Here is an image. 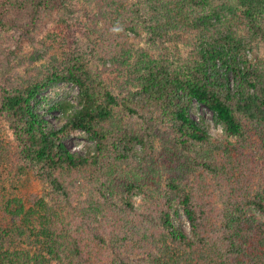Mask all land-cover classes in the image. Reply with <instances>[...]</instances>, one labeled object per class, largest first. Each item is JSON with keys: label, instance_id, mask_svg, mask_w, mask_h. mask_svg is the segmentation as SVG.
Masks as SVG:
<instances>
[{"label": "trees", "instance_id": "16d2710c", "mask_svg": "<svg viewBox=\"0 0 264 264\" xmlns=\"http://www.w3.org/2000/svg\"><path fill=\"white\" fill-rule=\"evenodd\" d=\"M92 1L110 35L107 49L94 52L111 64L109 77L91 70L81 50L58 55L45 43L31 57L48 59L43 70L0 85V116L19 158L58 198L50 205L32 195L31 206L8 199L12 236L22 246L7 243L0 227V264H128L131 253L140 264H264V61L247 54L253 40L264 42V0H138L136 8L129 0ZM57 2L0 0V33L28 38ZM141 27L152 43L197 32V56L182 65L136 49L127 33L139 35ZM61 82L79 87V107L43 104L42 93ZM193 101L236 141L215 142L205 120L190 114ZM55 111L69 116L61 127L47 118ZM120 113L146 126L123 125ZM162 117L170 123L164 133ZM69 128L95 140L94 152H72ZM159 134L166 138L157 157ZM64 172L101 179L91 198L69 201ZM183 212L191 235L179 225Z\"/></svg>", "mask_w": 264, "mask_h": 264}, {"label": "rangeland", "instance_id": "374dc122", "mask_svg": "<svg viewBox=\"0 0 264 264\" xmlns=\"http://www.w3.org/2000/svg\"><path fill=\"white\" fill-rule=\"evenodd\" d=\"M129 1L133 4V8H136L135 4L139 5L138 0ZM227 18L231 19L230 14ZM237 21L238 18L236 17L233 22L240 25L241 22ZM106 27L104 20L100 19V12L96 3L92 0H58L53 8L46 10L40 15L35 30L28 38L25 37V39L18 42L12 32L0 33V69L4 71V73L0 72V85L2 83L9 86H13V83L16 85L25 74L43 70V65L45 63L48 64V59L32 61L31 57L34 51L45 43L53 48V50L49 51L50 53L58 55L66 50H81L87 55L86 60L91 70L104 77H109L108 70H110L111 64H103L102 59L99 57L102 55L99 54L98 56V54L94 53L99 49L100 53H103L108 47L105 39L109 38L110 35L107 33ZM239 32L242 35H246L243 30H239ZM127 34L136 49L147 47L152 50L151 52L154 56H163L171 61H180L182 65L192 63L197 56V50L200 48L199 34L191 30H181L179 34L173 35L174 39L165 40L163 43H152L143 27L140 28L139 35L131 31ZM247 54L255 63L263 62L264 42L253 40L247 49ZM102 81L107 84L104 80ZM229 81L231 87H234L235 80L232 75H230ZM107 82L110 83V80H107ZM79 92V87L76 84L61 82L45 90L41 96L45 98L43 104L52 99L69 101L79 107ZM114 92L119 95L120 89L114 88ZM190 114L197 120H205L209 134L215 142L236 141L235 136L226 135L222 123L216 122L213 112L204 104L193 101ZM155 115L158 116V114ZM119 116L123 118V125L127 127L132 125L144 127L146 126L145 123H147L145 121L141 125L138 117H127L124 113H120ZM47 118L54 126L61 127L68 121L69 116L67 114L64 115L61 111H55L52 115L48 114ZM157 124L161 128V133H164V128L170 126L168 119L164 117ZM163 137V134H159L155 141L157 153L154 154H157V157H159L161 143L166 138ZM64 139L72 152L85 154L89 149L93 152L95 150V140L83 130L69 128L64 133ZM17 145L18 143L7 120L0 116V227L7 230V233L3 236L7 243H12V245L15 243L18 246H22L21 239L17 236H12V224L5 208L8 204V199L19 197L24 200L27 206H31L32 195H37L50 205H54L58 198L49 183L40 178L35 169L24 166L19 158ZM253 148L255 150L254 146ZM135 152L141 153L142 146L136 145ZM164 172H166V169H164ZM70 174L66 173L65 176V184L69 190V201L91 198V190H94L101 178L89 174L82 176ZM141 201L142 196L137 195L135 197L136 207L140 205ZM63 215L68 214L64 213ZM99 219L101 220L102 218L99 216ZM101 225L100 230L103 229L104 223L101 222ZM179 225L186 233L191 235V226L184 212L179 220ZM126 256L123 255V259ZM128 257L125 258L128 264H140L138 255L131 253Z\"/></svg>", "mask_w": 264, "mask_h": 264}]
</instances>
